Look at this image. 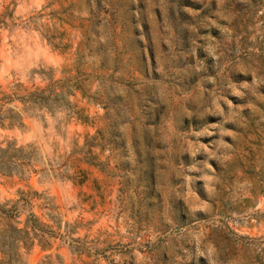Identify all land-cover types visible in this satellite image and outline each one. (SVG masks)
<instances>
[{"label":"rangeland","instance_id":"obj_1","mask_svg":"<svg viewBox=\"0 0 264 264\" xmlns=\"http://www.w3.org/2000/svg\"><path fill=\"white\" fill-rule=\"evenodd\" d=\"M0 14V102L22 122L0 127L18 158L0 210L27 245L11 264H264V0Z\"/></svg>","mask_w":264,"mask_h":264},{"label":"trees","instance_id":"obj_2","mask_svg":"<svg viewBox=\"0 0 264 264\" xmlns=\"http://www.w3.org/2000/svg\"><path fill=\"white\" fill-rule=\"evenodd\" d=\"M3 16L0 14V28L3 25ZM258 59L264 65V56L260 55ZM7 97L5 95L2 96L0 102V127H13L22 124L21 117H19V113L14 111L12 108H6L5 103L9 100H5ZM35 98L32 94H29L27 97ZM11 144V143H10ZM16 148L11 145H7L6 147H0V171L5 172L4 170H8L9 173L13 172V168L17 165L16 161L18 158L15 154ZM3 214V218L5 220V228L3 227L0 230V264H11L12 259L18 254L19 243H22V247L25 248L26 240L24 238H19L18 233L20 230L17 229L12 222H9L8 216L5 215L4 212L0 210Z\"/></svg>","mask_w":264,"mask_h":264}]
</instances>
